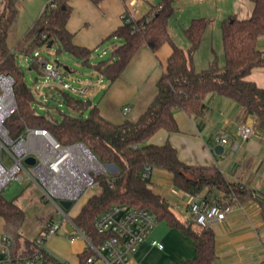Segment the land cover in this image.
<instances>
[{"label": "trees", "instance_id": "1", "mask_svg": "<svg viewBox=\"0 0 264 264\" xmlns=\"http://www.w3.org/2000/svg\"><path fill=\"white\" fill-rule=\"evenodd\" d=\"M98 5L105 0H91ZM253 12L248 19L230 17L222 23L224 65L215 57L209 66L198 70L194 56L200 49L209 21L205 18L192 20L184 30L190 42L187 51L172 40L169 21L175 14L174 0H162L156 14L147 21L145 15L136 21L137 31L124 24L110 37L123 40L114 46L109 60L98 62L94 69L110 82L116 81L125 71L137 52L149 47L156 53L169 43L173 52L166 72L158 82L154 102L136 120L114 124L106 120L91 101L61 90L68 107L76 114L64 115L61 121L38 115L33 108L34 93L25 83V73L20 69L18 56L33 58L32 68L39 73L41 66L35 52L41 48L56 47L57 54L67 53L82 65L92 67V51L73 42V34L67 24L72 15L69 0H50L33 28L12 50L8 45L10 30L18 17L17 0H5L0 11V74L11 75L15 81L14 92L18 111L6 122L12 139L18 138L26 127L47 129L62 145L81 143L109 169L106 175L96 177L100 192L93 195L73 219L75 227L83 231L93 243L100 242L94 221L114 205H128L151 212L158 222H166L193 240L196 256L185 264H216V239L210 228L194 221L183 222L168 201L152 186L149 169H162L172 174L174 187L188 195L205 194L210 199L229 204H244L256 200L262 206L264 198L251 187L231 183L217 167H198L183 162L170 143L154 144L151 138L160 130L169 134L179 131L177 112L190 115L201 129L209 111L205 104L208 95H217L234 101L240 109L242 120L254 117L256 137L264 139V89L248 81L254 71L264 69V54L258 40L264 36V0H252ZM36 33L38 39L26 49V44ZM66 92V93H65ZM88 116L84 118V112ZM0 218L4 222V234L14 248L22 242L30 247L34 240L24 239L22 226L25 212L14 201L5 200L0 194ZM89 252L82 259L87 264Z\"/></svg>", "mask_w": 264, "mask_h": 264}, {"label": "crops", "instance_id": "2", "mask_svg": "<svg viewBox=\"0 0 264 264\" xmlns=\"http://www.w3.org/2000/svg\"><path fill=\"white\" fill-rule=\"evenodd\" d=\"M130 1L105 0L96 5L91 0H69L72 15L67 28L73 34L75 45L92 51L90 59L92 67L82 65L71 55L82 67L89 70L82 81L84 87L80 89V91L88 89V93L82 95L67 92L72 95L79 94L74 95L79 98L84 96L83 99L91 101L98 107L101 115L114 124L136 120L147 111L157 96L158 82L166 72L168 60L173 52L169 43L164 44L156 53L149 47L143 46L123 74L114 82H110L94 69L100 60H92L93 54L105 41L118 42L113 44L109 59L112 57L114 46L122 44L123 40L110 37L124 25L121 16L128 11ZM161 1H145L138 8L134 18L141 19L152 8L159 6ZM18 5L19 1H17V7ZM174 6L175 14L169 21V33L175 44L185 51L189 49L190 42L184 30L192 20L205 18L209 21L202 45L194 56V65L198 70L207 68L215 57L220 63L221 55L224 54L221 29L223 21L230 17L248 19L254 8L252 0H174ZM215 42L218 44L215 45ZM258 46L264 54V36L259 38ZM203 48H206L204 57L200 55ZM106 51L99 54V57H102L101 61H104L103 57L108 55ZM56 63L61 67L59 62ZM220 65L224 64L220 63ZM65 69L71 71L68 66ZM247 80L264 89V69L254 71ZM204 102L209 111L201 129L190 115L177 112L179 131L169 134L160 130L150 142L159 145L170 142L176 148L180 159L186 164L217 167L229 182L247 185L264 198V139L253 137L243 141L235 133L238 125L252 122L255 118L248 117L242 120L239 106L222 96L208 95ZM126 109H129L128 113H125ZM219 135H228L230 138L229 145H221L224 147L222 154L215 152L216 147L220 146L215 141V137ZM150 178L153 189L168 201L172 209L175 206L188 213L185 202L189 195L174 187L172 174L162 169H154ZM93 195L95 194L88 195L82 200L80 198V202L77 201L79 202L78 212L72 214L65 211L68 219L61 226L65 228V232L59 233L60 228L58 233L50 237L45 244V250L50 259L59 263L86 264L82 256L87 250V241L78 232L73 219L79 215L83 206ZM56 209H58L57 205ZM181 220L193 221V219ZM68 223L72 224L74 230L71 226L67 228ZM211 230L216 239V264H264V217L262 206L258 201L249 200L244 204H235V209L228 218L214 224ZM75 231L79 233L77 237L74 235ZM151 240L160 241L164 248L153 247L150 244ZM30 248L31 246L27 247L25 243H22L16 251L30 250ZM195 256L196 248L193 240L163 221L158 223L148 240L130 257L127 264H185ZM92 264L107 263L96 261Z\"/></svg>", "mask_w": 264, "mask_h": 264}, {"label": "built area", "instance_id": "3", "mask_svg": "<svg viewBox=\"0 0 264 264\" xmlns=\"http://www.w3.org/2000/svg\"><path fill=\"white\" fill-rule=\"evenodd\" d=\"M145 1L149 0H131L128 11L121 16L123 24L131 25L133 31L138 30L134 16ZM156 12L157 8H152L146 14L147 21ZM35 56L43 73L57 80L64 90L82 95L88 93V89L76 90L64 82L61 67L57 63L46 60L39 52ZM15 84L11 75L0 74V194L12 181H22L25 178L34 182L42 195L57 205L58 209L57 218L34 240L30 250L16 251L12 240L7 235L0 234V264H68L50 259L45 250L46 241L68 219L59 202L75 203L80 200L89 188L97 185V176L107 174V167L85 145L76 143L64 146L47 129L26 127L18 138L12 139L6 122L18 111ZM128 112L129 109H126L125 113ZM255 125V119L245 122L237 126L235 133L243 141H248L256 135ZM215 141L223 146L230 144L228 135H219L215 137ZM4 150L8 152L10 161L4 159ZM29 158L34 159V164L26 162ZM144 176H151L149 169ZM185 207L192 214L194 222L211 229L214 224L228 218L234 211L235 204L197 194L189 195ZM158 223L156 216L148 210L128 205L112 206L94 221L100 242L93 243L78 229L87 241L86 251L90 253L87 264L96 261L127 264L130 257L148 240ZM150 244L158 249L164 248L157 240H151Z\"/></svg>", "mask_w": 264, "mask_h": 264}, {"label": "rangeland", "instance_id": "4", "mask_svg": "<svg viewBox=\"0 0 264 264\" xmlns=\"http://www.w3.org/2000/svg\"><path fill=\"white\" fill-rule=\"evenodd\" d=\"M18 5V17L13 27L10 30L8 45L13 50L17 43L23 38L25 33H27L33 26L35 20L40 16L42 10L48 4L50 0H17ZM5 3V0H0V11ZM113 44H118L116 40L105 41L97 51L93 54L92 60H102L99 57L103 51L108 53L104 56L103 60H107L111 56V50ZM218 44L215 42V45ZM220 45V42H219ZM53 49V50H52ZM51 50L48 47L41 48L39 53L46 60L61 64V71L63 74V81L69 83L76 90L82 89L83 80L86 74L89 72L88 69L82 67L80 63L74 59L71 55L63 53L57 54L56 47ZM36 53V52H35ZM206 53V48H203L202 55L204 57ZM199 55V57H200ZM201 56V57H202ZM18 65L20 69L25 73V83L34 93L35 101H33V108L38 115L44 116L48 119L56 118L61 121L64 115H74V113L67 105L66 98L61 93L64 90L57 80L52 79L49 75L41 72L39 73L36 69L32 68L33 58L30 56L19 55ZM224 54L221 55V64H224ZM68 66L71 71L65 69ZM66 91V90H64ZM67 92V91H66ZM65 92V93H66ZM79 95V94H74ZM84 98V96H82ZM86 98V97H85ZM88 111L84 112L83 116L86 118L88 116ZM256 137V135L254 136ZM3 157L5 160L10 161L8 152L4 150ZM107 169V173H109ZM169 173V172H168ZM100 192V187L94 185L89 188L81 197V200L87 198V196L92 194H98ZM1 196L9 201H14L19 205L25 212V221L22 226V235L24 239L36 240L39 238V233L43 228L48 227L52 219L57 217L56 205L45 198L38 186L25 178L22 181L14 180L12 181L2 192ZM80 200V201H81ZM79 201V200H78ZM79 201V202H80ZM79 202H75L69 213H76L79 210ZM174 212L183 220L192 219V214L188 211H181L179 208H173ZM54 217V218H53ZM52 220V221H51ZM65 232V228L61 227L59 233ZM58 233V232H57ZM0 234H4V222L0 218ZM77 237L79 233L74 232ZM23 243V242H22Z\"/></svg>", "mask_w": 264, "mask_h": 264}, {"label": "water", "instance_id": "5", "mask_svg": "<svg viewBox=\"0 0 264 264\" xmlns=\"http://www.w3.org/2000/svg\"><path fill=\"white\" fill-rule=\"evenodd\" d=\"M38 37H39V33H36L35 35H34V37L30 40V41H28L27 42V44H26V49H28L37 39H38ZM223 150H224V147L223 146H217L216 147V149H215V152L217 153V154H222V152H223ZM28 164H34V159L33 158H29V159H27V161H26ZM59 205L65 210V211H70V209L73 207V205H74V203L73 202H71V201H60L59 202ZM69 226H71L72 227V224L71 223H68V225H67V228L69 227ZM73 228V227H72ZM73 230H74V228H73ZM71 232H72V229H71Z\"/></svg>", "mask_w": 264, "mask_h": 264}]
</instances>
